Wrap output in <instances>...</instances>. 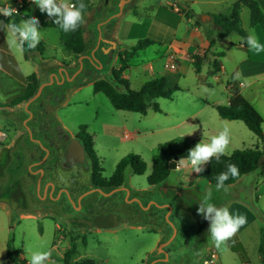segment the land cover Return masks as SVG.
<instances>
[{"label":"water","instance_id":"95a60500","mask_svg":"<svg viewBox=\"0 0 264 264\" xmlns=\"http://www.w3.org/2000/svg\"><path fill=\"white\" fill-rule=\"evenodd\" d=\"M137 1L97 0L93 3L82 23L84 48L70 63L30 55L36 67L34 92L13 106L0 105V117L17 129L9 143H0V205L6 207L10 219L20 215L50 214L77 231L151 225L167 239L168 230H164L161 220L157 221L159 226L145 223L143 215L127 208L126 205L135 200L143 207L142 212L149 207L160 210L155 213L174 231L168 238L171 239L176 229L171 216L173 204L180 214L189 216V208L197 214L190 216L187 222L192 229V246L201 252L210 236L209 221L197 212L200 199L210 191L212 202L225 206L238 198L240 192L236 184L226 185L227 191L217 190L204 179L196 186H183L175 175L179 158L174 155L167 177L148 188H132L128 183L130 171L119 186H95L82 142L56 116V109L73 90L109 74L122 46L116 37L120 19ZM154 193L173 203L148 201L143 204L138 199L143 194ZM164 208H168L166 216L161 212ZM166 245L161 243L149 251L146 264H163L162 259L156 258Z\"/></svg>","mask_w":264,"mask_h":264},{"label":"crops","instance_id":"0c3cea01","mask_svg":"<svg viewBox=\"0 0 264 264\" xmlns=\"http://www.w3.org/2000/svg\"><path fill=\"white\" fill-rule=\"evenodd\" d=\"M138 1H140L139 2L140 6L135 8L137 12H135L134 10V12L129 15L130 18L127 19L123 24L124 28H122L121 39L123 40L125 45L123 51L121 50L122 52L120 53V55L119 56L116 55L115 57V59H118L117 65L116 63L114 64L113 62L112 66L117 68L123 67L124 69L121 73V76L128 79L127 70L130 69L129 60L135 55L136 52L140 50L135 51L132 55L129 54V51L141 37L143 27L145 25L144 23L145 22L151 23L152 21H156L167 27H172L173 36L169 42H163L157 40L155 43L145 47L148 48L150 46H156V50L154 52V58H153L154 60L140 59L139 67H141L143 71L151 75H153L155 73V69L158 68V73H155L156 75L150 77L149 79H144L145 81H143V83L154 77L164 76L167 80V86H168L169 78L173 74H177L178 77L181 76L182 73L179 70L180 69L182 70L184 66L180 64L179 60L184 59L185 62H188V64L190 65L188 71L190 77L192 78L190 83L186 85V89H185L186 92L188 94L193 95L194 94L193 92L200 87H203L205 89V92L202 94L201 97L202 99L200 100L202 104L198 105L194 109L193 108L188 109L180 117L174 116L171 108L164 109L162 107L161 103L159 102V99L163 97H158L153 101L157 103L159 110H155L152 106H150L145 114H141L135 111L117 110L114 108L113 111L111 110L109 111L110 115L112 116V118L110 119L108 116L99 117L98 115L99 108L97 104H95V106H93V115L90 117V119L77 120L72 126L73 128H75V130L73 129L74 130L73 131L72 129L67 127L64 121L61 120L62 118H60L59 115L57 114L60 107L61 108L70 107L71 104L75 105L82 103L81 100H78L80 97H78L77 99L75 98V100L73 101L74 99L73 96L77 95V93L80 92V89L82 88L83 85L73 90L67 97L64 104H62L60 107L56 109V116L72 135H75L77 133L78 127L80 125L85 126L87 132L90 134L93 140V147L99 159V163L101 167L104 159L100 154V150L97 148V141L99 137H105L110 139L111 142H116L117 141L116 139L120 137H122V139L123 138L135 139L136 137L140 136V134H142L143 132H147V130H155V132L161 133L162 135L167 134L169 136H174L164 143L170 142L173 145H177L179 141L186 140L191 142L190 148H192L193 137H191L192 135H189L190 134L189 132H194V134H196V132L202 128L199 129L198 125H195L193 123L190 124L189 122L196 120L195 118L196 116H198L199 112L204 111L205 109H207V107H210L216 111L215 106L227 105L229 102V98L231 96V87L233 86L237 87L239 93L255 109H256L254 105L255 102L259 99L261 101L264 100V51L257 53L255 50L249 48V46L245 48L241 42L242 38L238 34L231 33L227 37L216 39L214 46L211 47V51L214 53L223 52V55L222 56L209 55L208 60L200 66L198 72L195 71L191 63L192 62L191 56L194 54L202 55V50L208 46V41L205 37L204 28L211 27L212 25V20L210 15L216 13L228 14L235 0H138ZM2 2H7L9 4V7L11 8H14L16 3L15 0H0V4ZM258 2L261 9L264 11V0H258ZM184 7L186 10H192L193 13L198 15L203 25H194L193 23L194 20L192 18H186L181 9ZM246 9L248 8L242 6L239 10L241 26L245 30L247 35L249 34L255 35L258 41L262 44L264 40L262 42V35L260 33V30L256 26L250 24L249 21L250 12H248ZM7 10L9 11L10 9ZM18 13L21 15V19L19 23L21 22L22 19H27L29 16H35L39 21L38 28L42 31V39L40 42H42L43 50L40 53L33 52L30 55H37L45 59L61 62L62 60L60 59V57L64 55L65 49L60 42L59 33L57 29L50 27L48 25L49 16L46 13L41 12L39 10V8L35 5L34 0L27 2V4L23 8H21ZM133 24H136L137 27H135L134 29V36L129 37L128 33ZM149 26H147L146 29H148ZM146 34H147V30L145 32V35ZM213 59L219 61L220 64V70L216 73L212 71L211 61ZM13 62L16 64L20 73L23 76H27L33 72L34 73L36 72V67L31 57L26 58L24 56L23 51L21 52L17 49L9 47L8 23L0 19V104L2 105L9 104L11 100L16 98L24 90L26 86L24 81L16 78L13 75L11 70ZM172 62L175 64V68L173 69L168 67V65ZM178 79L176 80V85L172 87L174 88V91L181 88L178 86ZM86 85L91 86V90L94 93V95H96L97 93H101V92L93 91L92 83L85 84L84 86ZM129 87H130V83H129ZM171 98H164V99H171ZM91 99L94 101H98V96H92ZM192 101L193 104H195L194 100ZM158 113L163 114L162 117L165 118V121H162L159 118L160 114ZM114 115L117 116V119L113 117ZM238 121H242V120L240 119L229 120L219 116V120L214 121L215 125H211L208 128L207 133L210 134L211 136L216 135L219 131L223 129V126L226 125L229 129L228 146L231 148V146H235L234 133L240 129L239 124H237ZM8 122L9 121L0 117V143L2 140L1 135L2 137L3 134L5 136V133L8 130L7 129ZM184 124L187 125L185 127H188L189 129L185 132L181 131L182 126H184ZM94 130L97 131V133H94ZM262 130L264 134V119L262 123ZM123 143L124 142L120 141L121 145H123ZM159 145L157 144L154 158L158 154ZM102 147L103 146L100 145V149H102ZM110 149L111 148L109 146L107 148V151L110 152ZM148 149L150 150V148ZM128 153L129 152L120 154L117 157V160L115 161V165L113 168H115L117 162ZM181 159H186V158H181ZM178 160L176 162L175 174H176V170L181 168L180 165L178 164ZM203 166H205V164ZM151 167H152V162H151ZM103 171L104 170L102 167L101 174L103 177H105L103 175ZM112 172L109 174L108 177H110ZM130 175L131 172H129L128 175V183L132 188L144 189L150 187L149 183L147 182V177H146V185L133 187L129 181ZM183 176L184 177L182 179L177 174L176 178L178 182L184 184L185 186L193 185L196 181L198 182L200 180L198 173H196L195 171H193V173L190 175H183ZM241 177L235 183H233L236 184L237 189L240 192L238 198L228 201L225 206L229 208L230 212L238 215H243L244 217H246V223L243 226H241L238 229V231L223 245L232 252H239V254L241 252L243 253L241 264H251L247 255L245 254L246 252H245L244 242L242 240L244 238V235L247 233L246 230L250 226H252V235L256 237L255 242H256V251L258 256V263L256 264H262L261 255L258 253L257 247L259 243L261 229L263 230V235H264V217H262V219L260 220L261 216L264 215V213L258 208V206L253 204V202L257 203V194L256 193L252 194L253 186L250 184L248 189L242 187L241 181L243 178ZM253 207H255V209H257V211H260V213L262 214L256 212ZM8 220H10L8 210L6 209L5 206L0 205V264L4 261L6 242L9 236L8 230L6 228V224ZM158 238L159 236H157V239ZM54 247L55 244L52 245V248ZM217 250L220 258L219 248H217ZM63 253L61 255V262L59 264H62ZM22 257L26 260L25 255H22ZM81 259L74 258L72 261L75 262ZM220 264L222 263L220 262Z\"/></svg>","mask_w":264,"mask_h":264},{"label":"rangeland","instance_id":"374dc122","mask_svg":"<svg viewBox=\"0 0 264 264\" xmlns=\"http://www.w3.org/2000/svg\"><path fill=\"white\" fill-rule=\"evenodd\" d=\"M96 1L97 0H92L93 3ZM139 2L140 1H138V3H136V5L120 19L116 31V37L122 44L121 48L118 50L120 53L123 51L125 45L121 39L122 28H124L123 24L130 18L129 15L133 13L134 10L137 12L135 8L140 6ZM246 10L249 12L248 9ZM155 50L156 46H150L136 52L129 60L130 69L127 70V76L131 89H139L143 81H145L144 79H149L150 77L156 75L155 73H158V68H156L155 73L151 75L139 67L140 59L154 60ZM75 58V54H70L66 51L64 52V55L60 57L62 60L61 62L63 63H70L75 60ZM117 61L118 59H115L114 64L116 63L117 65ZM179 62L182 66H184L182 70H179L183 75L181 74V76L178 77L177 74H173L169 78L168 86L173 87L176 85V80L179 78L178 86L181 88L174 91L171 99H159V102L164 109L171 108L174 116L178 117H180L188 109H194L198 105L202 104L200 100L202 99V94L205 92L203 87L195 90L193 95L186 92V85H188L192 79L188 71L190 65L188 62H185L184 59L179 60ZM92 96H98V101L92 100ZM78 97H80L78 100L82 101L81 104H71L70 107H60L57 112L59 117L62 118L61 120H63L70 129L75 130L72 126L79 119L89 120L93 115V106H95V104H97L99 108V117L108 116L109 119L112 118L109 111H113L114 108L109 103V100L102 93L94 95L91 90V86L83 85L80 92L73 96V101ZM192 100H194L195 104H193ZM254 105L259 112L256 109L255 110L264 119V100L261 101L259 99ZM159 116L162 121H165V118L162 117L163 114H160ZM113 117L117 119L116 115ZM195 119L196 120L192 122L190 121L189 123L198 125L199 129H202L198 130L196 134H194V132H189V135H192L191 137H193L192 147H194L198 142H208L211 137V135L207 133L208 128L211 125H215L214 121L219 120V116L214 109L207 107L204 111L199 112ZM237 124H239L240 129L234 133L235 146H231V148L227 146L225 154H229L233 150L241 148L258 147L261 150L264 149V142L260 141L242 121H238ZM7 125L8 130L5 133V136L4 134L3 137L1 135V143L5 144L9 143L17 132L16 128L11 123L8 122ZM185 126L187 125L184 124V126H182L181 131L185 132L189 130L188 127ZM94 133H97V131L94 130ZM172 137L174 136H169L167 134L162 135L161 133L155 132V130H147V132H143L135 139H122V137H120L116 139L117 141L115 140L116 142H111L110 139L105 137H99L97 141V148L100 150V154L104 159L102 162L104 170L103 175L105 177L109 176V174L113 171L115 161L120 154L125 152L137 153L141 155L146 163V171L140 175L131 173L129 181L133 187L146 185V177L151 170V162L156 153L157 144L159 145L164 143ZM120 141L124 142L123 145L120 144ZM100 145L103 146L102 149H100ZM109 146L111 148L110 152L107 151ZM148 148H150V150ZM184 160L186 159L178 160V164L181 168L177 169L175 174H178L182 179L184 177L183 175H190L193 173L188 164L182 163ZM173 177L175 178V176ZM241 178H243L241 181L242 187L248 189L250 184L253 186L252 194H257V203L253 202V204L258 206V208L264 213V167H260L253 172L243 175ZM258 213L262 214L260 211H258ZM142 215L145 219H148L150 214L143 211ZM262 217H264V215L261 216L260 220ZM157 225L159 226L160 223ZM150 226L126 225L115 230L87 229L77 231L67 227L57 217L50 214L36 216L20 215L8 220L6 224L8 234L13 235V243L15 247H19L23 250V255H25L27 261L32 251H50L51 255L45 264H59L61 262V255L63 251L68 248L71 240H73L77 248V253L73 256L72 260L74 258L84 259V257H86L92 259L95 264H145L148 252L155 247L158 240L157 230ZM246 232L247 233L244 235L242 240L244 242L245 254L251 264H256L258 263V256L255 242L256 237L252 235V226H250ZM53 244H55L54 248H52ZM211 245H213V243H211ZM219 250L220 262L222 264H241L243 256L242 252L240 254L239 252H232L224 245H222ZM191 251L193 250L190 248V253L187 255V264H189L194 258V254Z\"/></svg>","mask_w":264,"mask_h":264},{"label":"trees","instance_id":"16d2710c","mask_svg":"<svg viewBox=\"0 0 264 264\" xmlns=\"http://www.w3.org/2000/svg\"><path fill=\"white\" fill-rule=\"evenodd\" d=\"M84 2L86 4V8L84 10L85 14L93 2L91 0H84ZM26 4V0H23L20 9ZM242 6L249 9L250 24L256 26L260 30L263 42L264 11L261 9L258 0H235L228 14L216 13L210 15L212 25L211 27L204 28L208 46L202 50V55L194 54L191 56V63L195 71H199L200 66L208 60L209 55H223V52L214 53L211 51V47L214 46L215 41L218 38H224L231 33H236L242 38L241 42L243 46L245 48L248 47L244 39L247 36V33L241 26L239 16V10ZM181 9L186 18H192L194 20V25H203L199 16L193 13L192 10H186L185 7ZM0 19L8 24L12 22L19 23L21 15L19 13H13L12 16H6L0 13ZM144 24L142 35L137 43L130 49V55L137 50L144 49L146 46L155 43L157 40L169 42L173 36L172 27H167L156 21H152L151 23L145 22ZM48 25L57 29L60 42L66 52L77 55L83 50L84 40L82 24H80L75 31L68 33L61 31L59 27L53 23L52 17H49ZM147 26H149L148 29H146ZM135 27H137L136 24L131 26L128 33L129 37L134 36ZM146 30L147 34L145 35ZM42 50V42H39L35 48H28L27 45H25L23 53L26 58H29L31 53H40ZM119 55L120 51L117 53V56ZM211 66L214 73L220 70L219 61L216 59L211 61ZM123 69V67L117 68L112 66L109 74L103 78L95 80L92 83L93 91L104 94L113 108L117 110L135 111L145 114L150 106H152L155 110H159L157 103L153 102L154 99L158 97L171 98L174 88L167 86V80L164 76L154 77L144 82L139 89L135 90L129 87L128 79L121 76ZM11 70L16 78L25 82L26 86L16 98L7 104L9 106H13L30 96L34 92L37 82L34 72L27 76H23L14 62ZM215 109L218 115L222 118L229 120H242L247 128L254 135H256L260 141L264 142V134L262 130L263 118L239 93L237 87H231V96L228 104L217 105L215 106ZM75 136L80 139L84 146L86 156L90 162V178L95 186L103 188L108 186H119L124 183L127 172L130 171L131 173L140 175L146 170V163L140 155L136 153H128L117 162L110 177L105 178L101 174L102 167L100 166L99 159L94 150L93 140L84 125H80L78 127V131ZM190 146L191 142L186 140L179 141L177 145H173L170 142L160 144L158 147V154L152 161V167L149 175L147 176V182L149 184H157L164 180L170 172L169 163L173 156L177 155L179 159L186 158L187 151L190 149ZM229 164L237 167L239 175L236 177L229 176V179L225 181V186L235 183L243 175H246L260 167H264V149L261 150L258 147L235 149L228 155L224 154L220 156L219 160L213 157L209 162L205 163V166H203L204 170L198 173V175L200 178L205 179L207 182L215 186L217 176L221 172L226 171ZM253 208L256 212H258L255 207ZM257 250L261 255V263L264 264V235L262 229L260 230ZM76 253L77 248L73 240H71L68 248H66L63 253L62 264H95L90 258H84L75 262L72 261V258ZM22 255L23 250L19 247H15L13 243V235H9L6 242L4 261L1 264H28Z\"/></svg>","mask_w":264,"mask_h":264},{"label":"clouds","instance_id":"9594fccd","mask_svg":"<svg viewBox=\"0 0 264 264\" xmlns=\"http://www.w3.org/2000/svg\"><path fill=\"white\" fill-rule=\"evenodd\" d=\"M35 5L41 12L53 18V23L65 33L75 31L84 20V10L86 4L84 0H34ZM6 16H12L15 10L10 7L7 12H0ZM39 21L35 16L22 19L20 23L8 24V44L9 47L23 51L25 45L28 48H35L42 39V31L38 28ZM249 48L257 53L264 51V44H261L255 35L249 34L245 38ZM229 144V129L225 125L216 135L209 138L208 142H198L187 151L186 160L182 163L188 164L191 171L202 172L203 165L213 157L219 160L225 154ZM239 175L235 165L229 164L226 171L221 172L216 180V189H223L225 181L229 176ZM197 212L204 219L209 221L208 233L213 244L220 248L228 241L238 229L246 223V217L229 211L227 206H217L212 202V193L209 191L202 196L198 203ZM50 251L36 250L30 253L28 264H45L49 259Z\"/></svg>","mask_w":264,"mask_h":264},{"label":"flooded vegetation","instance_id":"af4514ba","mask_svg":"<svg viewBox=\"0 0 264 264\" xmlns=\"http://www.w3.org/2000/svg\"><path fill=\"white\" fill-rule=\"evenodd\" d=\"M200 179H203V178H200ZM196 184H197V182H195L193 185H190V186H196ZM149 185L152 186L155 184H149ZM181 185H183V184H181ZM183 186H185V185H183ZM111 187H115V186H108L105 188H111ZM129 199H131V198H129ZM138 199L143 204H146L148 201H154V202H159V203L165 202V203H171V204L173 203L172 200L162 199L156 193L148 195V196L146 194H143V195L139 196ZM152 203L153 202H151L150 205H152ZM126 206H127V208H129L132 211H134L135 213H137L139 216L142 215V208L143 207L140 206L137 203V201L134 200L131 204H128ZM188 210H189L188 211L189 216H187L186 213L180 214L176 210L175 206L172 204L171 216L174 218L176 229H175V235L171 239H168V238H170V236L173 234L174 231L171 229L170 226H168L167 223H164L162 218L160 219L155 213V212H159L160 210H158L157 208L154 209L152 207H149L146 211L150 215H149L148 219H145V221H144L145 223L157 224V221L161 220V223L164 226V230H166V229L168 230L167 231V239H164V237L160 235L157 228L150 226V227H153L155 230H157V234L159 236L155 247L161 243H167V245L163 246V248L161 249V255L156 258V259H162L163 264H169V263L170 264H187V260H188L187 255H188V253H190V248L193 250L191 252H193L194 258H193V260H191V262L189 264H199L200 259L203 257V255L209 249V247L212 243V241L210 239V241L207 243V246L201 252H198L195 250V248H193L194 246H192V244H193L192 229L188 228L190 223H189V221L187 222V220H189L190 216L196 217L197 214L193 210H191L190 208ZM161 212H163V216H166L168 213V208H164L163 210H161ZM167 240H169V241H167Z\"/></svg>","mask_w":264,"mask_h":264},{"label":"built area","instance_id":"2783aa9c","mask_svg":"<svg viewBox=\"0 0 264 264\" xmlns=\"http://www.w3.org/2000/svg\"><path fill=\"white\" fill-rule=\"evenodd\" d=\"M32 0H26V2H30ZM15 13L19 12L20 7L22 6L23 0H15ZM7 9H10L9 4L7 2H2L0 4V12H6ZM169 68H175V64L172 62L168 65ZM220 258L217 248L214 245H210L209 249L205 252L203 257L200 259L199 264H220Z\"/></svg>","mask_w":264,"mask_h":264}]
</instances>
